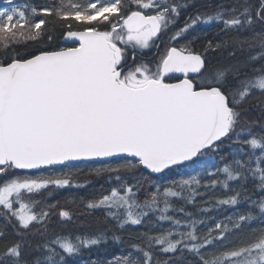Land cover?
<instances>
[{"label":"snow or ice","instance_id":"1","mask_svg":"<svg viewBox=\"0 0 264 264\" xmlns=\"http://www.w3.org/2000/svg\"><path fill=\"white\" fill-rule=\"evenodd\" d=\"M3 4L0 264H78L109 241L128 248L109 264H264V119L248 117H264V100L250 104L264 97V0ZM213 25L199 48L185 39ZM153 46L154 64L137 63ZM74 161L97 162L114 186L48 203L49 189L85 186ZM173 169L177 180L148 179ZM96 212L94 230L68 228Z\"/></svg>","mask_w":264,"mask_h":264},{"label":"trees","instance_id":"2","mask_svg":"<svg viewBox=\"0 0 264 264\" xmlns=\"http://www.w3.org/2000/svg\"><path fill=\"white\" fill-rule=\"evenodd\" d=\"M17 2H23V0H17ZM35 3H43L44 0H34ZM201 2H204V0H197V4H200ZM220 0H213V3H219ZM3 0H0V7L3 6ZM193 8L190 7L187 9V11L183 12L181 17H180V22L181 20H184V17L188 15V13L192 12ZM41 18V17H38ZM179 22V23H180ZM216 25H213L211 27L203 26V27H197L194 31L188 33V35L185 37V39H190L193 36H200V39L197 40L196 46L199 48V46L203 43H205V37L203 33L207 34V39H212L214 33L216 32ZM259 30V29H257ZM170 35V34H169ZM245 36H250V33H245ZM233 36H235V33H228L227 38L231 39ZM224 37H217V39H222ZM45 40H41L39 43L41 45L45 44ZM185 42V41H184ZM184 42H181L183 44ZM60 43V34L56 33V40L55 44L59 45ZM37 45L33 43H29L26 46H20L17 47V51H24L25 47L28 49H32L36 47ZM202 50V49H200ZM231 51V49H229ZM249 54H254V53H249L245 51L243 54L237 53V56L241 55H249ZM208 58L209 60L213 62H229L227 59V53L225 52H209L208 53ZM222 59V60H221ZM257 98L260 100H264V97H259L258 93H254L253 97L250 98V104L255 105L257 103ZM259 109L258 108H251L248 117L249 119H264V117H260L259 115ZM259 131V128L257 127L256 129ZM118 161H113V163H117ZM76 168H79L80 171H76L73 169V176L74 179L81 183L84 184L85 186L82 188H63V189H49V191L52 193L51 196L48 197L47 202L48 203H55L57 201L61 202L62 204L65 203L66 200L70 198H75L77 202L79 201V197H85V198H91L94 195H97L100 190L103 188L105 190L110 189L112 186H114L108 179V175L101 174V175H96L91 169L98 167L99 164L97 162H78V163H73ZM61 169L56 168V171H60ZM25 171L23 170H17V174L23 175ZM33 174H35V171H29ZM47 174V173H45ZM147 175V173H145ZM179 174L176 169H173L171 171L166 172L165 174H156L153 175L151 174L148 176V179L151 181H155L157 183H167L168 181L171 180H177L179 179ZM3 179H6V177H0V181ZM147 187V185H146ZM141 199H143V192L140 193ZM39 199V197H37ZM76 213L77 216H80L81 214V208L77 207L76 205H70ZM231 209H229L227 212L223 213V215H227ZM100 213L96 212L93 213L91 216H85L82 217L81 219H74L71 224L68 225L69 229H77L80 231L84 230H94L97 225L95 223V218L99 216ZM221 218V217H218ZM211 226V225H210ZM253 227H257V223H253ZM133 232L136 231H141L142 229L140 228H133L130 229ZM125 238L127 239V233L124 234ZM6 238H11V230L8 232V236ZM2 243V241H0ZM128 252V248L125 245L121 244H116L112 241H109L108 244L106 245H101L99 247H93L91 251H86L83 255L82 258L79 259L78 264H92L93 261L96 262V264H109V261H112L114 258L125 255Z\"/></svg>","mask_w":264,"mask_h":264},{"label":"flooded vegetation","instance_id":"3","mask_svg":"<svg viewBox=\"0 0 264 264\" xmlns=\"http://www.w3.org/2000/svg\"><path fill=\"white\" fill-rule=\"evenodd\" d=\"M193 11V10H192ZM184 21V20H183ZM168 34H161L159 39L156 41V44L159 45V51H163L167 41H168ZM184 42V40H180L179 43ZM133 57V51L132 49L128 50V60L131 61ZM157 48L155 46L149 48V49H143V50H137L136 51V61L137 63L141 62L142 60L144 62H151L154 64L155 59H157ZM176 75V74H175Z\"/></svg>","mask_w":264,"mask_h":264},{"label":"water","instance_id":"4","mask_svg":"<svg viewBox=\"0 0 264 264\" xmlns=\"http://www.w3.org/2000/svg\"><path fill=\"white\" fill-rule=\"evenodd\" d=\"M176 75H179V74H176ZM75 162H78V161H74L72 163H75ZM84 162H87V161H84ZM88 162H91V161H88ZM28 171H34V170H28Z\"/></svg>","mask_w":264,"mask_h":264},{"label":"rangeland","instance_id":"5","mask_svg":"<svg viewBox=\"0 0 264 264\" xmlns=\"http://www.w3.org/2000/svg\"><path fill=\"white\" fill-rule=\"evenodd\" d=\"M183 22H180V24H182Z\"/></svg>","mask_w":264,"mask_h":264},{"label":"bare ground","instance_id":"6","mask_svg":"<svg viewBox=\"0 0 264 264\" xmlns=\"http://www.w3.org/2000/svg\"><path fill=\"white\" fill-rule=\"evenodd\" d=\"M226 53V52H225ZM222 60V59H221Z\"/></svg>","mask_w":264,"mask_h":264}]
</instances>
